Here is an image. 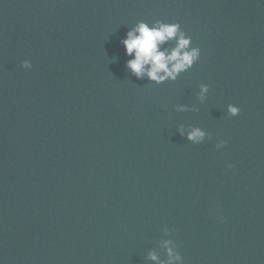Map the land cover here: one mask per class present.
<instances>
[{
    "label": "water",
    "instance_id": "water-1",
    "mask_svg": "<svg viewBox=\"0 0 264 264\" xmlns=\"http://www.w3.org/2000/svg\"><path fill=\"white\" fill-rule=\"evenodd\" d=\"M158 20L202 53L163 85L121 43ZM165 240L264 264V0H0V264H166Z\"/></svg>",
    "mask_w": 264,
    "mask_h": 264
},
{
    "label": "clouds",
    "instance_id": "clouds-1",
    "mask_svg": "<svg viewBox=\"0 0 264 264\" xmlns=\"http://www.w3.org/2000/svg\"><path fill=\"white\" fill-rule=\"evenodd\" d=\"M121 43L128 57L126 69L138 80L147 79L156 85L176 82L183 74L194 68L202 54L199 47H193L192 37L181 28L179 23H166L159 20L152 23L138 22L130 28ZM21 66L26 70L33 68L30 60H24ZM209 91L207 84L200 85L199 100L201 102L206 100ZM197 110L185 105L175 107V111L180 113ZM227 113L232 118L238 117L241 108L229 104ZM179 133L193 145H201L206 140L212 139L210 133L195 126H190L187 130L181 126ZM226 146L227 142L224 140L216 143L217 150H222ZM228 168L234 169L235 165L229 164ZM220 219L223 220L222 217ZM162 247L167 254L166 264H184V257L176 243L165 240L162 242ZM148 259L161 264L159 256L154 251L149 253Z\"/></svg>",
    "mask_w": 264,
    "mask_h": 264
}]
</instances>
